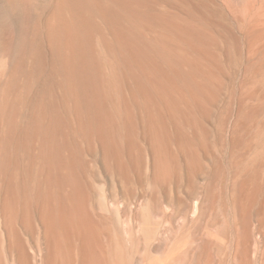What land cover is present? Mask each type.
I'll list each match as a JSON object with an SVG mask.
<instances>
[{"label":"bare ground","instance_id":"bare-ground-1","mask_svg":"<svg viewBox=\"0 0 264 264\" xmlns=\"http://www.w3.org/2000/svg\"><path fill=\"white\" fill-rule=\"evenodd\" d=\"M40 28L19 87L8 89L1 107L0 264H130L99 212L107 199L154 209L179 194L170 183L183 177L180 153L198 167L183 122L195 136L200 83L216 75L198 65L197 53L181 44L183 31L149 0H57ZM141 216L151 239L158 230Z\"/></svg>","mask_w":264,"mask_h":264},{"label":"rangeland","instance_id":"rangeland-1","mask_svg":"<svg viewBox=\"0 0 264 264\" xmlns=\"http://www.w3.org/2000/svg\"><path fill=\"white\" fill-rule=\"evenodd\" d=\"M56 2L0 0V113L8 91L19 87L14 82H18L16 78L22 75L23 67L29 65L31 42L35 37L42 38L40 26ZM149 2L154 12L169 17L183 31V40H179L197 53L194 60L199 58L198 65L209 64L205 69L216 75L212 82L200 79L204 94L198 92L194 110L200 113L196 115L197 136L183 122L185 144L198 149L193 155V164L198 167L194 171V166L182 159L185 154L180 153L178 170L183 177L180 175L178 181L182 184L177 188L178 181H171L172 189L179 190L171 201L152 209L141 200L135 201L136 208L121 199L116 207L107 199L108 210L99 213L108 216L114 234L130 251L126 250L130 264H146L143 261L147 258V264H264V0ZM167 29L165 34L171 39ZM172 38L175 42L176 37ZM153 49L161 63L162 47L155 42ZM187 68L194 70L195 66ZM189 114L185 116H192ZM172 131L171 150L176 140ZM156 133L159 142L164 141V132ZM240 184L246 188L243 196ZM177 202L182 204L181 209ZM143 214L158 230L151 239L141 228ZM143 236L151 243L145 244Z\"/></svg>","mask_w":264,"mask_h":264}]
</instances>
